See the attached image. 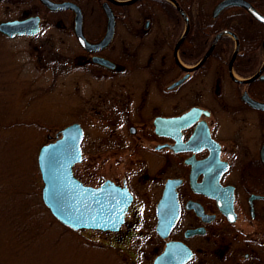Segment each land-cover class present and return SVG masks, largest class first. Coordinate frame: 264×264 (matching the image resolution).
I'll return each instance as SVG.
<instances>
[{
	"label": "flooded vegetation",
	"instance_id": "1",
	"mask_svg": "<svg viewBox=\"0 0 264 264\" xmlns=\"http://www.w3.org/2000/svg\"><path fill=\"white\" fill-rule=\"evenodd\" d=\"M36 1L45 12L65 14L61 19L55 18L51 25L62 27L58 37L74 41L77 46L70 62L65 59L63 73H78L85 80L75 82L76 86L91 88L90 97L80 103V112L110 126L120 124L128 128V134L123 136L127 142L114 138L107 145L97 143L89 152L82 124L70 123L79 124L83 131L81 159L73 167L74 176L84 186L97 188L111 183L131 195L117 231L94 230L109 236L110 241L103 244L124 249L133 237L143 239L144 233L153 232L157 248L152 264L165 255L167 248L163 264H179L183 257L182 264H264V163L260 159L264 111L241 99L251 82L264 80L239 83L232 78L233 75L249 80L261 68L264 39L259 68L242 77L233 67L240 49L237 36L220 27L210 35L212 22L226 9L212 16L221 0L213 5L208 17L194 15V10L202 11L204 7L203 2L196 0H91L101 12L100 19L89 23L92 32L85 25L84 8L79 2L51 0L73 2L80 8L83 36L92 44L99 43L106 34L108 19L103 3L108 2L114 35L106 46L92 51L78 42L72 9L51 11L40 0ZM30 16L40 18L39 34L47 25L40 15L16 19ZM195 29L205 33L195 36ZM225 30L236 39L230 34L219 36L206 56L215 37ZM229 40L232 50L227 58ZM236 46L230 71L229 62ZM195 55L198 58L194 60ZM249 117L256 131L253 147L244 139L250 128ZM54 135L46 142L54 140ZM229 136L231 141L235 138L238 142L227 145ZM75 167L91 168L93 179L75 173ZM229 194L232 210H228ZM141 212L147 213L141 217ZM164 216L172 225L167 227ZM141 226L144 229L140 231ZM145 238L149 244L151 239Z\"/></svg>",
	"mask_w": 264,
	"mask_h": 264
},
{
	"label": "rangeland",
	"instance_id": "2",
	"mask_svg": "<svg viewBox=\"0 0 264 264\" xmlns=\"http://www.w3.org/2000/svg\"><path fill=\"white\" fill-rule=\"evenodd\" d=\"M75 1L84 8L85 25L92 32L89 23L100 19L101 12L91 0ZM196 1L203 2L202 11L210 12L218 0ZM25 2L0 1V22L38 14L47 24L33 37L0 34V264H152L156 253L153 232L144 233L143 239L133 237L124 249L109 248L103 244L110 241L109 236L89 229H69L42 202L37 153L47 138H53L65 125L80 122L90 152L99 142L107 145L114 138L127 142L123 136L128 134V128L110 126L80 112V103L90 97L91 88L76 86L75 82L85 80L78 73H63L65 59L70 62L77 46L74 41L58 37L62 27L51 25L65 14L45 12L36 0ZM197 12L199 9L194 10V15ZM247 123L250 128L244 139L253 147L256 131L251 117ZM237 142L235 138L231 141L230 136L226 141L227 145ZM76 172L93 179L91 168L75 167ZM145 237L151 239L149 244Z\"/></svg>",
	"mask_w": 264,
	"mask_h": 264
},
{
	"label": "water",
	"instance_id": "3",
	"mask_svg": "<svg viewBox=\"0 0 264 264\" xmlns=\"http://www.w3.org/2000/svg\"><path fill=\"white\" fill-rule=\"evenodd\" d=\"M40 2L51 11L72 9L75 12L76 36L79 44L85 49L90 51L100 49L101 47L106 46L113 38L114 19L108 2L103 3V10L108 19L106 34L97 44L88 42L83 36V15L80 8L75 3H56L51 0H40ZM173 2L179 12L184 15L183 10L180 8L178 3L175 1ZM227 7L243 8L255 20L264 24V15H262L247 0H221L215 5L212 16L216 17L223 9ZM39 31V16H30L25 19H13L0 22V34L12 38L25 35L33 36ZM223 34H230L236 39V36L228 30L221 32L215 37L213 44L206 56L213 49L219 36ZM237 46L229 62L230 71L233 59L238 50ZM204 60L205 58L202 60V62ZM100 61L105 64H111L106 60L100 59ZM263 71L264 62L261 68L252 76L251 79L239 80L233 75L232 78L234 81L239 83H248L257 78L264 80ZM241 99L247 105L264 111V102L252 99L246 91L241 95ZM82 136L83 131L79 124L73 123L62 128L60 132L56 134L54 140L50 142L47 141V143L43 144L39 148L37 153V165L42 181V202L57 221L74 231L85 229L117 231L124 221L126 213L125 211L131 202V195L125 188L115 186L111 183H105L97 188L84 186L74 176L73 167L81 159L80 142ZM260 159L264 163V141L260 149ZM168 187L169 184L167 185V191L169 192ZM227 201L228 210H232V194H229ZM163 222H165L167 227L172 225V223L168 224L166 216H164ZM157 231H159V225L157 226ZM168 249L169 248H167V251ZM165 255L157 257L153 264H163L162 258ZM184 259L185 258L183 257L179 264H182Z\"/></svg>",
	"mask_w": 264,
	"mask_h": 264
},
{
	"label": "trees",
	"instance_id": "4",
	"mask_svg": "<svg viewBox=\"0 0 264 264\" xmlns=\"http://www.w3.org/2000/svg\"><path fill=\"white\" fill-rule=\"evenodd\" d=\"M255 6V8L264 14V0H247ZM210 14L204 10L195 16H209ZM220 19H224L221 21ZM230 29L238 38L240 43L239 53L234 61L233 67L235 72L247 77L252 75L260 66L262 61V42L264 39V24L253 20L242 8L228 7L211 24V36L215 34L216 28ZM204 34L203 30H194L195 36L197 34ZM210 36V37H211ZM199 40V39H197ZM227 58L230 57L232 50V43L229 40ZM198 55V54H197ZM195 55L194 60L198 58ZM248 93L255 99L264 100V82L254 81L247 86Z\"/></svg>",
	"mask_w": 264,
	"mask_h": 264
}]
</instances>
